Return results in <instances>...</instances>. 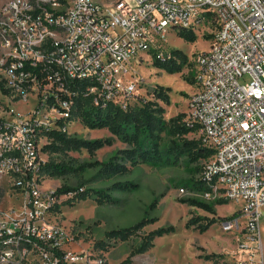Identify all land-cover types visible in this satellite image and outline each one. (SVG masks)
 Returning a JSON list of instances; mask_svg holds the SVG:
<instances>
[{"label": "built area", "instance_id": "obj_1", "mask_svg": "<svg viewBox=\"0 0 264 264\" xmlns=\"http://www.w3.org/2000/svg\"><path fill=\"white\" fill-rule=\"evenodd\" d=\"M213 21L218 26L209 49L193 60L197 90L185 121L213 150L200 175L205 195L219 194L244 211V223L240 217L223 223L226 230L240 229L237 264H264V0L2 3L0 90L30 98L34 106L24 114L0 113V174L26 195L22 215L0 221V264L87 262L82 253L64 249L65 233L47 219L59 199L74 192L41 188V135L47 144L49 130L68 133L79 92L97 105L128 108L139 83L129 71L132 61L152 49L169 61L171 51L158 52L155 40H166L174 28L200 31Z\"/></svg>", "mask_w": 264, "mask_h": 264}, {"label": "rangeland", "instance_id": "obj_2", "mask_svg": "<svg viewBox=\"0 0 264 264\" xmlns=\"http://www.w3.org/2000/svg\"><path fill=\"white\" fill-rule=\"evenodd\" d=\"M7 0H0V5ZM110 3L116 0H96ZM215 29L207 24L196 32L195 42L185 41L172 29L166 40H155L153 48L167 56L169 51L180 49L188 55L189 62L196 53L209 49ZM153 52L139 55L129 67L130 74L139 83L137 95L158 101L164 107L163 117L170 121L177 115H185L187 103L192 93L197 90L195 73L192 66L185 65L180 72L169 73L157 65ZM249 76L241 78L244 82ZM159 86L169 88L168 103L156 98ZM34 106L32 99L5 95L0 90V113L13 111L24 114ZM8 115V114H7ZM68 134L85 139L112 138V144L98 149L94 154L87 149L69 151L68 153H43L46 161H66L71 163L77 172L60 177H51L42 172L39 184L42 189L59 188L63 184L85 189L104 190L111 200L100 204L95 197L73 201L69 196H62L56 207L46 216L49 223L60 227L68 241L64 249L82 253L87 262L82 264H237L239 257L240 229L226 230L223 223L231 218L240 217L244 211L240 203L227 199L219 194L207 197L204 188H200V179L204 159L190 160L182 156L178 161L164 159L161 163H142L131 166L123 174L106 175L101 164L109 161L127 144L113 136L107 128H90L76 116L69 123ZM173 136L162 133V145L170 142ZM188 139H200L198 133H189ZM47 138L41 135L39 143L45 145ZM15 181L0 174V221L22 215L26 204V195L15 187ZM128 187L124 189L123 187ZM196 199L207 203L213 211L182 202V199ZM220 199L225 202L219 203ZM193 216L215 218L205 231L187 227ZM144 217L154 218L136 234L127 239H108L106 231L132 225ZM173 225L175 231L156 237L154 245L147 251L131 258L129 255L137 248L145 234L164 226ZM262 252L264 256V216L260 222ZM207 255H213L207 259ZM24 264H35L28 260Z\"/></svg>", "mask_w": 264, "mask_h": 264}, {"label": "trees", "instance_id": "obj_3", "mask_svg": "<svg viewBox=\"0 0 264 264\" xmlns=\"http://www.w3.org/2000/svg\"><path fill=\"white\" fill-rule=\"evenodd\" d=\"M210 25L215 30L218 26L214 21ZM196 32L192 29H179L177 34L185 41L195 42L197 40ZM150 52H153L155 55L157 65L169 73L180 72L183 66L189 64L192 66V69L194 68L193 61L189 62L188 55L180 49L171 50L172 58L166 62L157 59L154 49ZM169 91V88L159 86L155 96L168 103ZM164 112V107L158 101L145 99L137 94L133 103L125 109L112 103H108L106 106L97 105L93 102L92 96H86L80 92L76 97L73 111L75 116L86 126L98 129L107 128L113 136L118 137L127 144V148L119 150L109 161L100 163L102 170L108 176L126 173L129 170L127 163L134 167L142 163H161L164 159L178 161L182 156L198 161L200 159L206 160L213 154V150L203 146L201 140L188 139L186 137L189 133H196L197 127L190 126L185 121V115H177L170 121H166L163 117ZM60 122L63 125L66 124L63 121ZM162 133H167L176 139H171L168 144L162 145ZM47 134L50 142L43 146V150L59 154L82 149H87L89 153L94 154L98 149L111 145L113 141L109 137L98 139L80 138L57 129H51ZM41 171L51 177H60L77 172V168L66 161L49 160L42 165ZM198 183L200 184V188L203 187L205 190L201 178L198 180ZM80 187H82V184L78 186L63 184L57 188L56 192L58 195L74 192L73 197L68 200L70 204L75 200H86L93 196H96L95 199L100 204L112 199L104 190L89 188L80 191ZM123 188L128 189L126 186ZM182 202L213 211V208L207 203L196 199H182ZM218 202L223 203L225 199H220ZM154 220V218L144 217L132 225L110 229L106 231V237L108 239H127ZM214 222H216L215 218L193 216L188 220L187 227H194L203 232ZM174 231L175 227L173 225L150 231L143 236L141 244L131 252L129 258L150 249L154 245L156 237ZM212 256L207 255L206 258L211 259ZM61 264L66 263L62 260Z\"/></svg>", "mask_w": 264, "mask_h": 264}]
</instances>
